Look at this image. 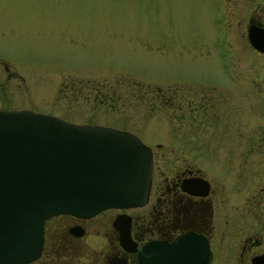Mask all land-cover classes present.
Here are the masks:
<instances>
[{
  "label": "rangeland",
  "instance_id": "rangeland-1",
  "mask_svg": "<svg viewBox=\"0 0 264 264\" xmlns=\"http://www.w3.org/2000/svg\"><path fill=\"white\" fill-rule=\"evenodd\" d=\"M258 1L0 0V108L128 132L152 151L153 184L182 165L220 176L236 231L212 238L210 264H247L234 223L264 179Z\"/></svg>",
  "mask_w": 264,
  "mask_h": 264
},
{
  "label": "water",
  "instance_id": "water-1",
  "mask_svg": "<svg viewBox=\"0 0 264 264\" xmlns=\"http://www.w3.org/2000/svg\"><path fill=\"white\" fill-rule=\"evenodd\" d=\"M249 45L264 54V28L249 25ZM151 151L134 135L94 124H74L30 110H0V264H27L42 245L51 216L90 217L106 208H133L147 199ZM183 189L204 195L207 183ZM196 180V181H197ZM118 226V223H114ZM120 245L134 251L126 230ZM263 255L251 264H263ZM207 240L191 232L172 242L151 240L136 264H209Z\"/></svg>",
  "mask_w": 264,
  "mask_h": 264
},
{
  "label": "flooded vegetation",
  "instance_id": "flooded-vegetation-1",
  "mask_svg": "<svg viewBox=\"0 0 264 264\" xmlns=\"http://www.w3.org/2000/svg\"><path fill=\"white\" fill-rule=\"evenodd\" d=\"M254 7V16L247 18L246 28L249 25L264 28V0ZM197 169L182 165L178 171L157 179L155 184L151 173L148 197L141 207L105 209L87 218L71 215L48 218L43 222L40 254L29 264H136V249L140 244L152 239L170 242L187 232L205 236L209 247L214 237L224 236L230 241L236 230H231L228 202L222 198L226 197L228 185L220 176L214 175L209 180ZM197 178L207 182L204 195L189 194L183 189V182L192 180L193 190L200 192ZM257 183L260 189H256L254 200L248 202L245 196L246 201L239 204L235 214L241 213L240 220L236 218L234 223L240 226L236 252L241 261L247 259V264L256 255L264 256V251H254L264 243V179ZM115 222L119 228L114 226ZM120 229L127 231L134 251L120 245Z\"/></svg>",
  "mask_w": 264,
  "mask_h": 264
}]
</instances>
